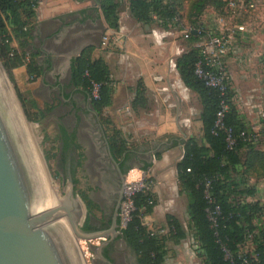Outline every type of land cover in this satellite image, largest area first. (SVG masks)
Returning <instances> with one entry per match:
<instances>
[{
  "label": "trees",
  "instance_id": "trees-1",
  "mask_svg": "<svg viewBox=\"0 0 264 264\" xmlns=\"http://www.w3.org/2000/svg\"><path fill=\"white\" fill-rule=\"evenodd\" d=\"M116 1L101 0V11L113 30L119 28ZM128 1L131 15L146 24L154 21V16L158 21L172 23L179 15L177 0ZM228 1L213 4L224 14ZM37 6L36 0H0V61L11 81L14 80L12 70L22 65L26 66L27 76L32 80L40 76V67L32 54L25 51ZM205 7L206 0L191 4L190 29L202 26L200 19ZM14 39L20 51L12 47ZM198 39L196 34H191L188 39L192 44L190 51L176 60V69L183 83L197 95L202 109L199 118L201 139L191 137L181 141L184 153L177 163L179 193L187 200V231L192 234L202 264H264V228L261 226L264 225V202L258 198L256 184L250 182L264 178V149L247 140L252 126L245 122L236 106L231 79L221 94L195 75L199 52L194 44ZM26 55L30 56L27 63ZM71 82L87 94L98 114L111 105L112 81L102 59L92 60L88 52L81 54L71 64ZM93 83L99 84L97 98H90ZM16 91L27 118L32 120L26 110V100L18 89ZM144 92L142 83H139L135 101L141 102ZM223 100L228 104V110L223 118L224 129H218L215 127L216 114ZM32 104L37 108L35 102ZM39 112L43 116L44 112ZM226 129H231L235 138L231 149L228 148ZM241 133L245 135L243 138ZM112 142L121 145L119 154L127 149L126 142L117 135L112 136ZM149 166L147 164L143 170ZM207 181H210L208 188L205 186ZM153 197L152 193H136L132 218L119 230V237L135 253L138 264H164L168 242L178 244L188 236L181 222L172 215L166 217L167 233L162 236L158 232L151 234L152 230L142 224V217L150 215L156 205ZM216 206L219 214L213 227L207 211ZM104 255L113 261L106 253Z\"/></svg>",
  "mask_w": 264,
  "mask_h": 264
},
{
  "label": "crops",
  "instance_id": "crops-1",
  "mask_svg": "<svg viewBox=\"0 0 264 264\" xmlns=\"http://www.w3.org/2000/svg\"><path fill=\"white\" fill-rule=\"evenodd\" d=\"M116 2L119 28L113 30L105 21L101 0H42L31 20L25 51L32 54L40 67L38 78L41 95L46 92L44 97L49 99L54 93L60 99V104L68 106V111L74 112L77 117L78 113L84 115L95 110L87 94L71 82V64L84 52H88L92 60L102 59L109 69L113 88L112 103L107 108L118 105V110L133 116L134 126L140 135L155 138H159V135L180 136L170 140L167 137L155 140V145L128 147L149 152L146 158L148 162L132 166L129 173L135 168L139 169L141 177H148L155 183L170 177L180 194L177 163L184 153L181 141L191 137L201 139L202 136L199 119L201 105L193 112L189 104L191 96L197 98L200 104L199 99L186 87L176 69V60L185 52L174 57L171 38L169 42L160 41L168 33L151 29L153 21L146 24L136 20L130 13L128 0ZM153 18L158 21L156 16ZM209 20L213 24L217 18ZM9 32L13 35L10 29ZM238 37L241 47L224 56L228 72L230 67L235 68L237 65L264 67V29L249 30ZM11 45L20 51L15 39ZM23 74L27 76L25 65L12 70L13 77L19 82H23ZM240 82L247 83L244 78ZM139 83L145 89L141 102L135 101ZM261 86L264 87V77L257 88L252 89L255 94L244 100L237 99L238 104L242 101L238 106H242L241 113L245 114L243 119L252 127L261 125L253 122L254 118L258 120L264 116L261 106H252L254 95L263 92ZM250 120L251 123L248 122ZM180 121L184 124L181 125ZM261 148L264 149V142ZM147 164L150 166L143 170ZM250 182L255 183L254 180ZM167 215H171V212L165 215L164 223H167ZM169 243L171 246H167L164 264H202L201 258L195 256L192 249H187L189 242L183 244L184 249L179 248L182 243ZM168 248L173 252L179 248L185 255L168 257Z\"/></svg>",
  "mask_w": 264,
  "mask_h": 264
},
{
  "label": "rangeland",
  "instance_id": "rangeland-1",
  "mask_svg": "<svg viewBox=\"0 0 264 264\" xmlns=\"http://www.w3.org/2000/svg\"><path fill=\"white\" fill-rule=\"evenodd\" d=\"M197 0H177L178 5V16L177 20L172 23H165L163 21H153L151 24V29H155L158 32L161 31L162 33H168L163 39L160 41L162 42H169V38L174 44V57H179L183 52L190 51L192 47L191 42L188 39L183 37V31L192 27L191 18L192 12H190V6ZM227 0H206V7L201 17V24L202 27H209L211 26L210 18H223L226 22L231 19L229 14L226 12L223 14L220 10L216 9L214 4L215 2L224 3ZM254 1L256 4L255 11L251 14H245L244 16L241 15V19L248 23V30L259 31L264 29V0H249ZM234 22V20H232ZM229 23V22H228ZM251 23V25H250ZM246 66V65H245ZM6 72V71H5ZM9 80V85L14 96L17 99L18 105L24 115V118L28 124V134L31 138L32 145L35 149L37 154V158L45 172V176L49 180L50 184L52 185L55 192L61 195L62 191L65 187H63L60 183L58 169H57V162H58V147H59V140H58V123L61 122L60 120L66 116V114L70 113L68 110V106H64L60 104V99L55 96L53 93L49 96V99L44 97L46 92H42L41 95V84L40 79L37 77L34 80L31 77L26 75H21L23 78V82H19L17 80L11 81L9 78L8 73L6 72ZM231 79V86L234 90L235 94V103L240 112V114L244 117L245 114L241 113L242 106L241 102L237 103V99L244 100L248 98L253 93L252 89H256L258 84L261 83L264 77V67L259 65L257 67H250V66H239L232 68L230 67L229 72ZM244 75L246 77H244ZM246 80V84L240 82L241 79ZM255 79V80H254ZM257 79V80H256ZM22 95V97L26 100V110L29 112L32 120H29L25 114L24 108L22 106L21 101L18 98L17 90ZM262 94L258 93L259 95H254V103L252 106H261V109L264 112V87L261 86ZM32 102H35L37 108L33 107ZM190 109L195 112L197 108H199L200 104L197 101V98L192 97L190 98ZM39 111L44 112L43 116L40 114ZM123 111V110H122ZM118 110V105L112 106L110 108H105L102 110L99 117L102 120L103 126L107 131V134L112 138V136H118L126 142L127 147H138V146H145V145H155L157 144L155 140H160L167 137L168 140L172 138H178L179 135H159V138H155L151 135H140L137 133V130L134 126L133 116L129 113L122 112ZM254 115V113L252 112ZM125 115V116H124ZM195 116L192 117V121H195ZM248 120V119H247ZM258 122L261 125H264V116L259 119H253V122ZM251 123V120L248 121ZM65 124L67 126L70 125L69 121L66 120ZM180 124L183 125L184 122L180 121ZM184 128V127H183ZM184 137V136H183ZM79 176L83 178L82 172L79 173ZM141 178L139 169H134L130 173L128 172L126 176V180L124 183V187L129 182H136ZM264 178L254 180V184L257 186L258 191V198L262 202H264ZM153 194V198L155 202H157V207L154 208L153 213L150 216L146 217V224L148 230H153L158 232L160 236L167 233V223L165 222V215L168 212H171V215L175 218L179 219L181 224L184 226L185 230L187 231L188 226V214L186 209V199L185 195L178 194V190L176 187L175 182L170 178L167 177L164 181L155 183L153 181V187L151 190ZM121 207V206H120ZM119 218L120 223L118 229L122 228L121 225V217H120V210H119ZM264 223V218H263ZM262 228L264 225L261 224ZM119 232V231H118ZM188 232V236L186 239L182 240L179 245V248L184 249V245L189 242V247L187 248L192 249L194 255L199 257L197 254V247H193V238L191 232ZM101 242L100 239L93 240V241H80L79 246L77 247L80 257H82L83 261L86 264H100L97 259L96 254V247ZM179 243V244H180ZM168 247L171 246L168 242ZM118 251L122 252L124 245L122 244L121 240L117 243ZM177 249L176 252L169 250L168 248V257L169 256H176L179 257L180 255H185L184 252H181L180 249ZM171 251V253H170ZM189 252V251H187ZM178 253V254H177ZM191 253V252H190ZM122 256L124 254L120 253L116 256L117 264H124L122 260ZM200 258V257H199ZM113 264V263H112Z\"/></svg>",
  "mask_w": 264,
  "mask_h": 264
},
{
  "label": "water",
  "instance_id": "water-1",
  "mask_svg": "<svg viewBox=\"0 0 264 264\" xmlns=\"http://www.w3.org/2000/svg\"><path fill=\"white\" fill-rule=\"evenodd\" d=\"M124 183L122 176L121 199ZM68 190L71 200L72 183ZM64 209L46 184L27 121L0 61V264H86L77 250L81 240L116 236L117 212L111 230L90 233L69 216L70 229L64 228ZM106 244L96 247V254L103 264H112L102 253Z\"/></svg>",
  "mask_w": 264,
  "mask_h": 264
},
{
  "label": "flooded vegetation",
  "instance_id": "flooded-vegetation-1",
  "mask_svg": "<svg viewBox=\"0 0 264 264\" xmlns=\"http://www.w3.org/2000/svg\"><path fill=\"white\" fill-rule=\"evenodd\" d=\"M66 120L69 121V126L65 124ZM60 121L57 169L60 183L65 188L59 197L63 203L73 207L75 221L83 232L111 230L117 212L116 236L113 239L110 236L100 239L99 245L103 241L107 242L102 253H106L113 264H117L116 256L120 253L124 254L121 257L124 264H138L135 253L119 237L122 176L126 180L132 166L148 162L146 158L149 152L127 147L119 154L121 145L112 142L96 111L84 115L78 113V117L70 112ZM80 172L83 178L79 176ZM70 183L71 200L67 198ZM120 240L124 245L122 252L117 247ZM98 261L103 264L101 260Z\"/></svg>",
  "mask_w": 264,
  "mask_h": 264
},
{
  "label": "built area",
  "instance_id": "built-area-1",
  "mask_svg": "<svg viewBox=\"0 0 264 264\" xmlns=\"http://www.w3.org/2000/svg\"><path fill=\"white\" fill-rule=\"evenodd\" d=\"M42 0H36L37 5ZM256 4L249 0H229L226 5V13L229 14V23L225 19L219 17L217 20L207 27L189 28L183 32V37L189 39L191 34H196L199 39L194 44L199 52V58L195 64L194 73L201 79L206 86L216 88L224 94L227 88V82L230 81V75L227 65L224 62V56L231 50H235L240 45L239 35L248 33V23H245L240 17L241 15L251 14L255 11ZM234 20V22L232 21ZM30 59L29 55L25 57V63ZM99 84L93 83L90 98H97ZM228 110V104L223 100L220 103L219 110L216 114L215 127L224 129L223 118ZM228 148L231 149L235 143L232 137L231 129H226ZM242 138L245 136L241 133ZM247 140L250 144H256L261 147L264 142V125L252 127V133ZM189 171V170H188ZM206 188L210 186V181L205 183ZM153 181L150 178L141 177L136 182H129L124 187L123 200L120 207V217L122 228L131 220L132 213L135 211L134 197L136 193L147 192L152 193ZM151 203V202H150ZM209 220L214 227L216 224V216L219 214V207H215L212 211H207ZM142 217V224L147 227L146 217ZM155 231L152 230L151 234Z\"/></svg>",
  "mask_w": 264,
  "mask_h": 264
},
{
  "label": "bare ground",
  "instance_id": "bare-ground-1",
  "mask_svg": "<svg viewBox=\"0 0 264 264\" xmlns=\"http://www.w3.org/2000/svg\"><path fill=\"white\" fill-rule=\"evenodd\" d=\"M35 154H36V152H35ZM36 156H37V154H36ZM38 163H39V160H38ZM39 166H40V168H41L40 163H39ZM41 171H42V173H43V176H44V179H45V181H46V184H47V186H48L50 192L52 193V195H53L55 201L57 202L58 206H63V205L66 206L67 209H64V211L66 210V213H65V216H64V218H63V226H64V228L66 227L67 229H70V226H69V218H68L67 216L71 217L72 219H75L74 214H73V212H72V210H71V207L69 206L68 203H63L62 199L59 197V194H57V193L55 192V190L53 189V187H52V185L50 184L49 180H48L47 177L45 176V172L43 171V168H41ZM67 213H68L69 215H68ZM68 227H69V228H68ZM67 231H68V230H67Z\"/></svg>",
  "mask_w": 264,
  "mask_h": 264
}]
</instances>
